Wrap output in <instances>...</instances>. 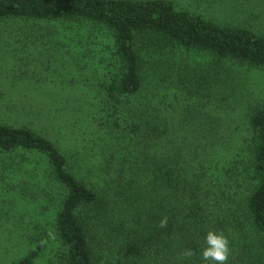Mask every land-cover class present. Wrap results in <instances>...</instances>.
<instances>
[{"label":"trees","instance_id":"obj_1","mask_svg":"<svg viewBox=\"0 0 264 264\" xmlns=\"http://www.w3.org/2000/svg\"><path fill=\"white\" fill-rule=\"evenodd\" d=\"M230 7L244 23L222 24L170 0H0V25L89 26L106 48L112 43L110 76L97 85L106 135L90 159L28 124L0 119V198L15 192L37 203L34 216L53 228L57 264H181L185 249L199 253L208 231L227 236V264H264V102L247 115L243 146L219 144L233 89L228 64L264 70V0ZM180 54L171 68L169 57ZM151 60L167 62L173 85H146ZM8 211L2 207L0 224L10 221ZM11 238L0 264L39 263L41 229L25 251ZM183 264L202 262L197 254Z\"/></svg>","mask_w":264,"mask_h":264},{"label":"rangeland","instance_id":"obj_2","mask_svg":"<svg viewBox=\"0 0 264 264\" xmlns=\"http://www.w3.org/2000/svg\"><path fill=\"white\" fill-rule=\"evenodd\" d=\"M170 1L178 10L189 11L222 24L245 22L242 14L233 12L232 7L228 8L230 4L234 5L235 0ZM246 20L247 24L256 27L255 21ZM262 22L264 20L259 19V24ZM81 35L83 38L79 40ZM105 42V36L89 26L57 23L1 24L0 91H4L5 95L1 102L3 109L0 119L14 124H28L59 143L65 150H75L90 159L99 149L98 141L106 135L108 121L107 112L103 110L100 122L103 125L97 121V106L101 99L97 85H103L110 76L106 71V63L111 66L107 55L111 53L109 47L112 43L108 41L106 48ZM182 59V54L172 55L168 63L171 68L176 67ZM164 64L167 65V62L156 63L151 60L148 65V74L151 76L146 85H173L167 82L169 66ZM227 68V85L233 89L229 92L231 94L227 98L225 110L220 114L224 127L220 132L219 144L226 143L225 147L231 150L243 146V135H248L247 115L253 106L264 102V70L233 64H228ZM24 110L30 111L26 113L27 117L22 115ZM34 110L52 117V121H41V115ZM72 133L75 136L71 141L69 138ZM64 137H67L68 143L60 142ZM216 149L218 156L223 159L225 152L219 147ZM18 198L15 192L0 198V211L2 207L8 211L10 206V221L0 224V251L8 247L11 237L18 241L17 251H25L24 241L34 240L32 237L41 229L45 240L38 264H57L58 246L49 220H45L41 214L34 216L36 208L32 207L37 206V203L29 206L27 201L23 203Z\"/></svg>","mask_w":264,"mask_h":264},{"label":"clouds","instance_id":"obj_3","mask_svg":"<svg viewBox=\"0 0 264 264\" xmlns=\"http://www.w3.org/2000/svg\"><path fill=\"white\" fill-rule=\"evenodd\" d=\"M166 222V218L162 219L160 227H164ZM197 254L202 264H227L230 255V244L227 236L223 232L208 231L203 237V246L199 253L191 248L185 249L180 257L181 264Z\"/></svg>","mask_w":264,"mask_h":264}]
</instances>
